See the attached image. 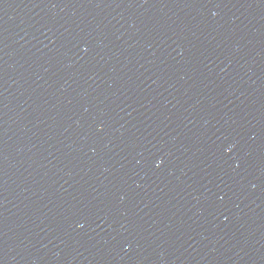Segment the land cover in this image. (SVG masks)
Masks as SVG:
<instances>
[{"label": "water", "instance_id": "95a60500", "mask_svg": "<svg viewBox=\"0 0 264 264\" xmlns=\"http://www.w3.org/2000/svg\"><path fill=\"white\" fill-rule=\"evenodd\" d=\"M0 264H264V0H0Z\"/></svg>", "mask_w": 264, "mask_h": 264}]
</instances>
